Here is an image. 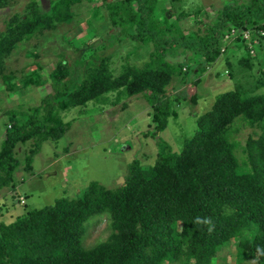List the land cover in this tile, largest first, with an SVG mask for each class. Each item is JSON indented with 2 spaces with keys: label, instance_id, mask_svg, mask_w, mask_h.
<instances>
[{
  "label": "trees",
  "instance_id": "trees-1",
  "mask_svg": "<svg viewBox=\"0 0 264 264\" xmlns=\"http://www.w3.org/2000/svg\"><path fill=\"white\" fill-rule=\"evenodd\" d=\"M95 1L50 0L45 10L39 0H31L23 13L13 15L0 34V79L10 91L18 87L13 84L17 73H6L14 52L44 32L69 24L74 7ZM102 1L101 7L93 9L94 16L104 20L101 8H105L111 26L120 30L112 40H128L133 51L149 44L155 49L142 65L124 64L118 76L112 56L99 54L101 48L85 42L83 48H75L78 55L72 64L65 58L59 61L50 72L52 92L43 103L7 113L10 123L0 150V195L6 189L16 190L18 144H31L25 170L32 172L42 144L58 142L70 131L72 122L64 121V113L89 103L102 110L112 93H117V100L142 96L150 105L154 130L148 135L157 138L156 162L144 167L134 160L120 186L91 182L81 197H64L14 222L0 223V264H215L219 252L232 242L237 250L235 264H264V66L258 75L252 74L255 55L263 57L264 63V0L227 4L205 30L192 34L181 25L189 15L163 10L160 0ZM18 3L0 0V10ZM82 29L97 38L94 28L83 24ZM232 30L237 36L226 42ZM244 31L258 41L254 53L250 41L243 38ZM67 40L74 44L78 39ZM232 44L245 54L238 64L247 67L249 74L234 69L229 58L227 72L231 79L236 73L246 76L245 83L237 81L235 90L219 95L212 109L197 118L193 137L181 152H175L160 138L169 119L177 117L172 109L176 98L168 94L171 81L179 75L186 82L195 73L204 74L221 56L232 54ZM179 50L191 55L183 62L169 61V54ZM40 70L24 76L22 88L47 84ZM240 125L260 130L247 138L243 158L237 156L241 143L234 139ZM124 143L117 141L120 147ZM95 218L108 220L110 234L87 248L83 239L87 224Z\"/></svg>",
  "mask_w": 264,
  "mask_h": 264
},
{
  "label": "rangeland",
  "instance_id": "rangeland-1",
  "mask_svg": "<svg viewBox=\"0 0 264 264\" xmlns=\"http://www.w3.org/2000/svg\"><path fill=\"white\" fill-rule=\"evenodd\" d=\"M30 1L19 0L17 6L0 10V34L6 30L7 22L13 15L23 13ZM237 1L241 0H160L159 5L163 10H172L175 15L180 13L189 15L182 19L181 25L183 31L192 34L205 30V26L213 21L219 9ZM39 3L45 10L50 8V0H39ZM102 4V0H97L92 4L84 2L74 7L73 18L69 24L60 25L56 30L46 31L36 39L22 44L7 62L6 73H17L18 79L16 82L13 81V84L18 87L12 92L0 79V150L10 123L8 111L40 106L43 98L52 92L51 80L48 82L50 72L63 58L66 61H73L78 55L75 48H83V42L88 46L101 48L99 54L106 53L112 56V68L116 76L122 72V67L127 62L142 65L149 60L150 53L155 49L152 44L133 51L128 40L123 38L112 40L111 37L118 35L120 30L111 26L105 8H101L105 15L104 20L94 16L96 12L93 9L101 7ZM83 24L94 28L97 38L90 33L91 31L88 34L82 29ZM70 37L78 39L74 41L75 45L67 40ZM85 38L86 40L82 41ZM27 51L36 54L37 57L27 55ZM179 51L175 55L169 54L168 60L175 63L183 62L186 56L191 55L189 53L184 56L182 50ZM232 51V54L221 56L204 74L195 73V77L192 75L186 82H182V76L179 75L171 81L168 94L176 98L173 100L172 109L177 112V117L174 115L169 119L168 127L161 133L160 138L175 152H181L185 142L193 137L197 128V118L212 109L219 95L235 90L237 81L245 83L246 76L239 73L235 74L234 79L229 77L228 58L234 69L242 68L246 75L249 74L247 67L238 64L245 55L243 51L236 47ZM257 57L258 55H255L252 59L254 75H258L260 68L264 66L263 57L260 59ZM194 64V61H190V65ZM38 67H41L39 74L47 84L22 88L24 76ZM23 69L25 73H22ZM186 69L184 67L183 72ZM108 97L110 102L102 105V110H99L100 106L95 103H89L86 108H75L64 113V121L72 122L70 131L58 142L47 141L42 144L40 152L33 160L32 172L25 170V158L31 144L17 145L15 149L19 162V169L15 174L17 187L15 191L6 189L0 195V223L14 222L18 216L32 209L52 206L58 199L64 197H81L91 182H98L108 188L120 186L128 166L134 160H139L144 167L154 166L159 146L157 138L148 135L149 131L154 130L150 116L152 109L148 102L142 96L123 97L117 100V93H112L108 94ZM240 127V132L235 134L234 139L241 143L237 156L243 158L245 156L243 147L247 138L251 133L260 134V130L242 125ZM116 140L125 143L120 147ZM21 199L25 200L26 205L21 203ZM99 221L95 218L87 224L86 236L83 239L87 248L105 241L110 234L108 220L104 218ZM236 253V244L232 242L219 252L215 264H235Z\"/></svg>",
  "mask_w": 264,
  "mask_h": 264
},
{
  "label": "built area",
  "instance_id": "built-area-1",
  "mask_svg": "<svg viewBox=\"0 0 264 264\" xmlns=\"http://www.w3.org/2000/svg\"><path fill=\"white\" fill-rule=\"evenodd\" d=\"M242 35H243V38L245 40H249L250 41L249 47H250V49H252L251 50V53H254L253 47H254V45H257L258 44L257 39H254V40L252 39V33L250 31H244L242 33ZM236 36H237V31L236 30H232L231 33L228 34L225 37V41L226 42H229V41L232 42L235 39ZM21 203L24 204L25 203V200L24 199H21Z\"/></svg>",
  "mask_w": 264,
  "mask_h": 264
},
{
  "label": "water",
  "instance_id": "water-1",
  "mask_svg": "<svg viewBox=\"0 0 264 264\" xmlns=\"http://www.w3.org/2000/svg\"><path fill=\"white\" fill-rule=\"evenodd\" d=\"M123 182H124V180H123Z\"/></svg>",
  "mask_w": 264,
  "mask_h": 264
}]
</instances>
